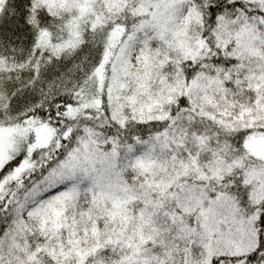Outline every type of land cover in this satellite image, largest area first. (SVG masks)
I'll use <instances>...</instances> for the list:
<instances>
[{
  "label": "snow or ice",
  "instance_id": "1",
  "mask_svg": "<svg viewBox=\"0 0 264 264\" xmlns=\"http://www.w3.org/2000/svg\"><path fill=\"white\" fill-rule=\"evenodd\" d=\"M0 264H264V0H0Z\"/></svg>",
  "mask_w": 264,
  "mask_h": 264
}]
</instances>
